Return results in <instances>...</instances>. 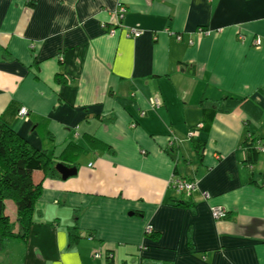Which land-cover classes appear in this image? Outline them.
<instances>
[{
  "label": "crops",
  "instance_id": "obj_1",
  "mask_svg": "<svg viewBox=\"0 0 264 264\" xmlns=\"http://www.w3.org/2000/svg\"><path fill=\"white\" fill-rule=\"evenodd\" d=\"M0 118L77 169L0 264H264V0H0Z\"/></svg>",
  "mask_w": 264,
  "mask_h": 264
},
{
  "label": "trees",
  "instance_id": "obj_2",
  "mask_svg": "<svg viewBox=\"0 0 264 264\" xmlns=\"http://www.w3.org/2000/svg\"><path fill=\"white\" fill-rule=\"evenodd\" d=\"M58 82L62 81L58 80ZM64 82L66 83V81ZM202 113V125L199 129L194 128V130L208 133L217 111L204 108ZM258 138H247L246 140L249 161L257 155V144L255 142ZM191 141L195 151L202 158L203 151L201 145L203 143L195 140L193 137ZM68 150H71L73 153V160H70V162L75 163L81 147L78 144H69L65 152ZM62 157L66 158L65 156ZM58 159L52 152L47 153L33 148L25 138L21 137L10 125L0 118V249H4L5 242L11 240L19 239L20 241H26L35 224L34 214L36 206L43 193V183L34 182L33 174L41 171L50 176L54 174L59 175L56 170ZM7 201H12L15 205L16 219L14 222L6 214ZM176 204L187 205L184 202ZM69 235L72 243L79 240V236L77 237L73 230L70 231ZM135 264L160 263L141 258Z\"/></svg>",
  "mask_w": 264,
  "mask_h": 264
},
{
  "label": "built area",
  "instance_id": "obj_3",
  "mask_svg": "<svg viewBox=\"0 0 264 264\" xmlns=\"http://www.w3.org/2000/svg\"><path fill=\"white\" fill-rule=\"evenodd\" d=\"M126 13V7L124 5H118L117 9H116V19L117 21H120L123 17L124 14ZM110 35L113 36L116 34V29L112 28L109 31ZM142 35V31L140 30H132L129 34H127L128 37L130 36H134V37H140ZM19 116L24 117L28 114V110L26 108H21L20 111L18 112ZM258 148V152L260 151H264V146L260 145V143L257 145ZM170 187L174 188L176 191H178L179 193H187L189 195H191L194 190L196 189V183L193 181H188V180H184V179H179V178H172L171 183H170ZM205 197L208 196V194H204ZM212 216L214 219L216 220H220L223 219L225 217H227V213L224 209L221 208H213V212H212ZM146 234H151L153 233V227L152 225H148L145 231ZM96 256H99V254H97Z\"/></svg>",
  "mask_w": 264,
  "mask_h": 264
},
{
  "label": "rangeland",
  "instance_id": "obj_4",
  "mask_svg": "<svg viewBox=\"0 0 264 264\" xmlns=\"http://www.w3.org/2000/svg\"><path fill=\"white\" fill-rule=\"evenodd\" d=\"M183 194V193H182ZM185 195L187 196H190L189 194L187 193H184ZM205 198H210L209 194L207 197ZM6 214L9 215L11 217V220L12 222L15 221L16 219V208H15V205L12 201H9L8 202V206H7V210H6ZM13 241H16V240H11V241H8V242H5V249H0V258L2 257V261H6L8 258H9V255L11 254L9 251H5L8 247H11L12 246V242ZM17 245V243L15 244ZM18 246H21V244L19 243ZM9 249V248H8Z\"/></svg>",
  "mask_w": 264,
  "mask_h": 264
},
{
  "label": "water",
  "instance_id": "obj_5",
  "mask_svg": "<svg viewBox=\"0 0 264 264\" xmlns=\"http://www.w3.org/2000/svg\"><path fill=\"white\" fill-rule=\"evenodd\" d=\"M57 171L60 173L62 176L63 180H66L72 176H75L77 174V169L76 168H69L63 164H58L56 166Z\"/></svg>",
  "mask_w": 264,
  "mask_h": 264
}]
</instances>
